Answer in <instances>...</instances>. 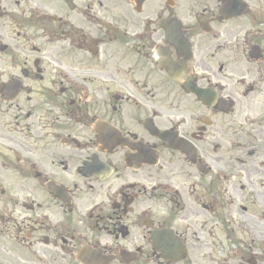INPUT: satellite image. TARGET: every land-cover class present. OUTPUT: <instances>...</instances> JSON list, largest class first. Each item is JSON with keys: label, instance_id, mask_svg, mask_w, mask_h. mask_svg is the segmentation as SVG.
Segmentation results:
<instances>
[{"label": "flooded vegetation", "instance_id": "obj_1", "mask_svg": "<svg viewBox=\"0 0 264 264\" xmlns=\"http://www.w3.org/2000/svg\"><path fill=\"white\" fill-rule=\"evenodd\" d=\"M0 264H264V0H0Z\"/></svg>", "mask_w": 264, "mask_h": 264}]
</instances>
